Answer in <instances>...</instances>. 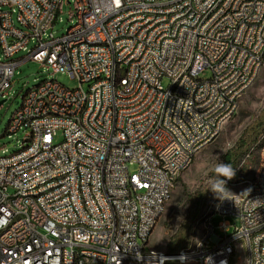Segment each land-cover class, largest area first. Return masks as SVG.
<instances>
[{
  "label": "built area",
  "instance_id": "obj_1",
  "mask_svg": "<svg viewBox=\"0 0 264 264\" xmlns=\"http://www.w3.org/2000/svg\"><path fill=\"white\" fill-rule=\"evenodd\" d=\"M212 4L0 0L2 98L22 63L13 57L32 43L25 60L88 85L45 81L18 102L5 134L24 133L26 152L0 155V192L11 197L0 199V264H264V150L251 177L227 182L238 191L219 211L207 204L189 247L171 256L149 246L173 181L234 121L264 70V0ZM65 6L73 24L56 37Z\"/></svg>",
  "mask_w": 264,
  "mask_h": 264
},
{
  "label": "rangeland",
  "instance_id": "obj_2",
  "mask_svg": "<svg viewBox=\"0 0 264 264\" xmlns=\"http://www.w3.org/2000/svg\"><path fill=\"white\" fill-rule=\"evenodd\" d=\"M5 10V9H3ZM70 21V7L65 6L62 13L59 14L54 24L52 32L56 37H61L72 26ZM34 43L29 45L28 50L32 49ZM28 50L22 51L13 57L14 61L22 62L15 70V76L11 88L6 92L5 99L0 96V102L6 100L0 107V155L7 150L8 154L18 151L24 142V133L6 135L5 131L13 114L18 109V102L21 101L24 94L30 89L39 86L45 81H56L70 90L79 88L78 82L72 80L68 75L57 73L48 68L47 65L33 61L25 60ZM0 58L3 59L1 48ZM211 74L205 72L201 78H210ZM169 79H163L164 88L170 86ZM88 89V85H84ZM264 119V70L260 79L244 96L240 105V112L237 117L230 123L215 143L203 150L195 159L192 166L184 171L173 189V193L166 203L164 213L158 221V224L149 240L150 248L155 251L166 252L170 239L181 229L184 222L188 219L196 203V197L199 193L207 191V199L200 215L207 207V204L218 198L211 190H207L210 180L215 177L213 171L218 162H224L223 157L228 150L236 147L245 131ZM62 141V136L56 138V142ZM254 147V150H253ZM264 150V132L261 134L259 141L250 149L251 158L246 164L248 177H251L260 161L261 154ZM137 166L130 168L131 172H136ZM229 192L235 193L238 188L226 186ZM200 217V216H199ZM234 223V220L229 218ZM223 218L217 216L214 224L217 225ZM199 230L196 223L194 226L191 241L199 236ZM190 241V243H191ZM234 264H243L242 260L234 261Z\"/></svg>",
  "mask_w": 264,
  "mask_h": 264
},
{
  "label": "trees",
  "instance_id": "obj_3",
  "mask_svg": "<svg viewBox=\"0 0 264 264\" xmlns=\"http://www.w3.org/2000/svg\"><path fill=\"white\" fill-rule=\"evenodd\" d=\"M263 132L264 119H261L257 124L249 127L245 131L236 147L227 151L223 157L224 163H231L237 170L246 155L250 153L251 147L259 141ZM248 161L249 160H247V162ZM246 164H244L241 169L236 172V176L233 179L234 181H241L247 175ZM206 199L207 191L197 195L195 206L193 207L188 219L184 222L181 229L170 239L167 245L166 253L168 255H178L181 250L189 247L195 223L202 212ZM165 264L179 263L177 261H167Z\"/></svg>",
  "mask_w": 264,
  "mask_h": 264
},
{
  "label": "bare ground",
  "instance_id": "obj_4",
  "mask_svg": "<svg viewBox=\"0 0 264 264\" xmlns=\"http://www.w3.org/2000/svg\"><path fill=\"white\" fill-rule=\"evenodd\" d=\"M219 6H224V0H217V4L211 5V12H219ZM97 47H106V40H97ZM124 80V71H117L112 74L113 85H121ZM257 80V79H256ZM79 84V88L87 85V78H77L75 80ZM56 82V81H52ZM42 88V83L29 90V92H36ZM26 152V142L18 150V154H25ZM190 166H188L189 168ZM177 181H173L172 191L176 186ZM0 199L4 200V205H11V197L9 192H0ZM166 203L164 204L165 210ZM222 208V199L216 198L213 202L208 204V211H219ZM23 214H30V207H23ZM162 214H157V221L161 218ZM55 256H62V248H55ZM186 258H194L193 250H186ZM37 263H44V252H37ZM234 264V261H231Z\"/></svg>",
  "mask_w": 264,
  "mask_h": 264
},
{
  "label": "clouds",
  "instance_id": "obj_5",
  "mask_svg": "<svg viewBox=\"0 0 264 264\" xmlns=\"http://www.w3.org/2000/svg\"><path fill=\"white\" fill-rule=\"evenodd\" d=\"M215 177L210 180L207 190H211L218 198L227 199L224 197L225 192H229L226 184L236 176V168L231 163L218 162L214 169Z\"/></svg>",
  "mask_w": 264,
  "mask_h": 264
},
{
  "label": "water",
  "instance_id": "obj_6",
  "mask_svg": "<svg viewBox=\"0 0 264 264\" xmlns=\"http://www.w3.org/2000/svg\"><path fill=\"white\" fill-rule=\"evenodd\" d=\"M3 103V101L2 102H0V105Z\"/></svg>",
  "mask_w": 264,
  "mask_h": 264
}]
</instances>
